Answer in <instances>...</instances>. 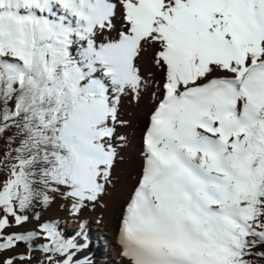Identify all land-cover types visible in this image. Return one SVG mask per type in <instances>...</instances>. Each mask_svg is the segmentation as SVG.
<instances>
[{
  "label": "snow or ice",
  "instance_id": "1",
  "mask_svg": "<svg viewBox=\"0 0 264 264\" xmlns=\"http://www.w3.org/2000/svg\"><path fill=\"white\" fill-rule=\"evenodd\" d=\"M113 194L122 264H264V0H0V264Z\"/></svg>",
  "mask_w": 264,
  "mask_h": 264
},
{
  "label": "bare ground",
  "instance_id": "2",
  "mask_svg": "<svg viewBox=\"0 0 264 264\" xmlns=\"http://www.w3.org/2000/svg\"><path fill=\"white\" fill-rule=\"evenodd\" d=\"M104 207L89 206L78 216L61 213V225L83 237L87 244L86 255L92 264H122L119 244L116 238V195L106 198ZM100 245L101 246L100 250Z\"/></svg>",
  "mask_w": 264,
  "mask_h": 264
},
{
  "label": "rangeland",
  "instance_id": "3",
  "mask_svg": "<svg viewBox=\"0 0 264 264\" xmlns=\"http://www.w3.org/2000/svg\"><path fill=\"white\" fill-rule=\"evenodd\" d=\"M137 115H138V113H137ZM63 211H64L67 215H69L67 209H65V208H61V207H59L57 204H53L52 207H50L49 209H47V210L43 213V218H51L52 220L56 221V222L59 224L60 228H61L63 231H65L66 233L70 234L71 236L77 237V238L83 243V240H84L83 237L81 238L79 235H77V234L71 232V230H69L68 228H66V227H64V226L61 225V221H59V218H60L61 213H62ZM101 246H102V245H100V250H101ZM102 248H104V247L102 246Z\"/></svg>",
  "mask_w": 264,
  "mask_h": 264
}]
</instances>
